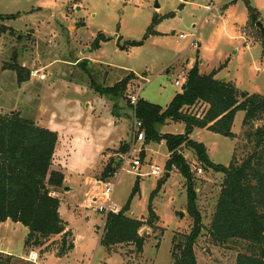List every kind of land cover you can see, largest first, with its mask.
<instances>
[{"label":"rangeland","instance_id":"obj_1","mask_svg":"<svg viewBox=\"0 0 264 264\" xmlns=\"http://www.w3.org/2000/svg\"><path fill=\"white\" fill-rule=\"evenodd\" d=\"M249 7L264 24V0H0V114L19 113L42 127L49 129L53 123L62 131V148L52 170L64 176L66 171L73 188L64 199L61 218L74 249L61 257L62 237L57 236L43 252L34 250L36 255L14 258L9 264H35L29 258L37 259L36 264H175L174 237L184 241L194 225L186 181L176 170L167 171L170 153L164 139L136 141L129 96L136 93L166 108L196 65L202 75L217 72V79L242 92L264 95V36L250 21ZM154 19H159L157 34L146 37ZM14 65L30 71V78L20 84L10 70ZM33 72L38 74L32 76ZM132 72L138 79L125 94L103 96L92 87H114ZM244 119V112L236 114L235 138L196 128L190 139L204 145L212 163L229 167L233 159L241 162L249 153L243 148L248 130ZM263 125L264 121L253 123L255 128ZM80 130L87 141L70 144L72 136L81 137ZM157 131L187 133L183 123L158 125ZM123 144L131 148L124 157L116 154ZM182 154L196 181L197 207L205 227L195 247L198 264H234L237 253L214 246L207 233L224 176L205 170L191 150L183 149ZM69 155L77 172L67 168ZM110 159L121 162L118 174L110 179L116 207L121 211L128 206V215L142 221L154 210L153 227L139 232L145 240L142 252L135 245L108 250L101 244L106 216L98 210L107 200L100 180ZM134 160L141 161L138 172L132 168ZM153 167L164 174L153 176ZM65 183L51 188L52 195L62 193ZM25 236L23 231L17 238L13 251L17 256L24 254Z\"/></svg>","mask_w":264,"mask_h":264},{"label":"trees","instance_id":"obj_2","mask_svg":"<svg viewBox=\"0 0 264 264\" xmlns=\"http://www.w3.org/2000/svg\"><path fill=\"white\" fill-rule=\"evenodd\" d=\"M249 10L250 21L256 25L259 14L252 7ZM158 20L154 19L146 37L157 34L154 28ZM99 46L98 40L95 47ZM10 70L17 74L20 84L30 78V71L19 65L11 66ZM216 76L217 72L200 74L196 65L188 73L182 92L177 93L166 108L141 97L136 107L129 106L135 118L142 122L145 140H165L170 153L167 171L176 170L186 181L188 209L194 225L184 241L179 242L178 237H174L171 255L175 264H198L195 247L205 230L197 207L196 181L182 154L183 149L191 150L205 170L212 169L224 176L207 230L210 242L236 252L234 264H264V125L253 127V123L264 121V95L242 92L235 84ZM137 79L134 73H130L114 87L94 84L92 87L103 96L125 94L131 81ZM240 111L245 113L244 126L248 128L243 148L249 153L241 162L233 159L229 167L216 165L209 160L204 145L192 141L190 134L200 128L235 138L232 130L235 116ZM169 123L185 124L187 133L159 134L157 126ZM58 142L57 132L41 127L19 113L0 114V226L10 220L28 228L27 254L37 249L43 252L49 240L57 236L62 237L61 257L74 249V240L68 241L71 232L67 231V224L60 215L61 201L52 195L51 190L62 188L65 181L63 173L52 170ZM130 150V145L123 144L116 154L124 157ZM120 165L121 162L110 159L100 181L116 176ZM128 212L126 206L118 214L106 215L101 244L108 250L129 244L142 252L145 240L139 232L145 226L153 227L156 221L154 210L150 209L147 221L134 219ZM11 260L12 257L0 255V264H9Z\"/></svg>","mask_w":264,"mask_h":264},{"label":"crops","instance_id":"obj_3","mask_svg":"<svg viewBox=\"0 0 264 264\" xmlns=\"http://www.w3.org/2000/svg\"><path fill=\"white\" fill-rule=\"evenodd\" d=\"M37 124L41 126V122H37ZM49 129L52 130V131L57 132L58 135H59V142H58V145H57V148H56V151H55V155H54V158H55L56 155H57V153L59 152L60 148H62V146L60 144L62 142V138H63L62 131L59 130L58 127H56V125L53 124V123H50V128ZM75 129H76V126H72V127L69 128V130H71V134L73 133V130H75ZM78 135L81 136V137H78L77 136V137L73 138V136H72V138H70V144L71 143L72 144L78 143V146H79L83 142H86L87 141V136L84 135V132L82 133L81 130H80V132H78ZM64 151L67 153L68 149L67 150H64ZM75 151H74V149L72 147L71 153H73ZM70 158H71V155H69V160H67V162H66L67 163V168L69 170H71V171L77 172L75 166L73 165L74 159H70ZM65 170H66V168H65ZM69 179L70 178H68V174L65 171V182H66L65 183L66 184L65 187H70L71 188V191L70 192H73V188L70 185V182H69L70 180ZM54 195L57 196L60 199V201H61L60 214H61V217H62L63 208H64V205H65L64 204L65 203V200L64 199L67 198V196H70V194H69L68 191H65V189H64L62 193L56 192V193H54ZM65 207L66 208H70V205L67 204ZM67 228H68V226H67ZM23 231H26L27 236H28V233H29L28 228H26L25 226L23 227V225L20 224V223H13L12 221L8 220V221L4 222L3 224H1V226H0V255H3L5 257H12V259L18 258V259H24V260H26L27 259V256L30 255V254L31 255L32 254H35L36 255V253L34 252V250H31L29 252V254H27V252H26L25 242H26L27 236H25L23 238V240L21 241V243L23 245L24 254L23 255H19V256H17V255L14 254L13 251L15 250L16 246L18 245L17 238L20 236V234H22Z\"/></svg>","mask_w":264,"mask_h":264},{"label":"built area","instance_id":"obj_4","mask_svg":"<svg viewBox=\"0 0 264 264\" xmlns=\"http://www.w3.org/2000/svg\"><path fill=\"white\" fill-rule=\"evenodd\" d=\"M130 2H133L134 0H129ZM180 38H185V36H180ZM195 46H197V43H194ZM38 73H35L33 72L32 73V76H36ZM40 79H44L45 78V75H40L39 76ZM176 85L177 86H181V84L179 82H176ZM184 85V84H183ZM182 85V87H183ZM139 98L140 96L137 95L136 93L129 96V100H130V104L133 106V107H136L138 101H139ZM135 129H136V141L138 142H143L145 141V134L144 132H142V122L137 120L135 118ZM128 159L127 158V161H126V164L128 163ZM141 167V161L140 160H134L133 163H132V168L138 172V170L140 169ZM124 169V168H123ZM199 174H202V170L200 169L199 171ZM137 174H140V173H137ZM151 174L155 177H160L164 174V172L159 168V167H153L152 168V172ZM100 183H102V194L103 196L105 197V199L107 200V204L105 205H101L99 207V212L104 214L105 216L109 213H114V214H118L120 212V210L116 207V205L113 203L112 201V194L114 192V183H112V181L108 180V181H101ZM93 202H97V198L93 199ZM33 255V254H32ZM30 255V257L32 256ZM29 260H33L35 261V264H36V261L37 259H32V258H29Z\"/></svg>","mask_w":264,"mask_h":264},{"label":"water","instance_id":"obj_5","mask_svg":"<svg viewBox=\"0 0 264 264\" xmlns=\"http://www.w3.org/2000/svg\"><path fill=\"white\" fill-rule=\"evenodd\" d=\"M155 8L156 9H159L160 8V6L156 3L155 4ZM256 26H257V28L260 30V32L263 34V36H264V24L262 23V22H260V21H258L257 22V24H256ZM121 38L118 40V46H120V42H121ZM226 80H224V82H225ZM14 114V113H13ZM167 177H169V173H167ZM140 179V177H138V180ZM65 191H71V188L70 187H65ZM182 216H183V213H182Z\"/></svg>","mask_w":264,"mask_h":264}]
</instances>
